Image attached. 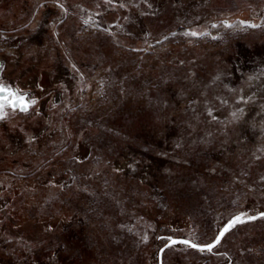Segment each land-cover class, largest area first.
Here are the masks:
<instances>
[{"label": "rangeland", "instance_id": "rangeland-1", "mask_svg": "<svg viewBox=\"0 0 264 264\" xmlns=\"http://www.w3.org/2000/svg\"><path fill=\"white\" fill-rule=\"evenodd\" d=\"M0 61V264H264V0H0Z\"/></svg>", "mask_w": 264, "mask_h": 264}, {"label": "bare ground", "instance_id": "bare-ground-1", "mask_svg": "<svg viewBox=\"0 0 264 264\" xmlns=\"http://www.w3.org/2000/svg\"><path fill=\"white\" fill-rule=\"evenodd\" d=\"M3 66H4V63L2 61H0V71L3 69ZM2 86H4V85H2ZM4 87H6V88L10 89L12 92H14V89L10 85H5ZM1 96H3V100H0V105H2L3 103H9V104H11L13 106H16V105H22V103L28 105L30 103V96L31 95H29L28 93H26V94L21 95V96H19L17 94H16V96H12V95H9L8 92H0V97ZM19 97H22L23 98V101H21L19 99Z\"/></svg>", "mask_w": 264, "mask_h": 264}, {"label": "snow or ice", "instance_id": "snow-or-ice-1", "mask_svg": "<svg viewBox=\"0 0 264 264\" xmlns=\"http://www.w3.org/2000/svg\"><path fill=\"white\" fill-rule=\"evenodd\" d=\"M192 34L195 35V33H192ZM0 92H8L9 95L16 96V93H15V92H12L10 89H8V88H6V87H4V86H2V85H0ZM19 99H20L21 101H23V98H22V97H19ZM33 103H34V101H33ZM21 106H22L23 110H25V111L27 110V107H28L27 104H23V103H22ZM2 107H3V106L0 105V109H2ZM2 115H3V113L0 112V118H2ZM262 215H264V214H262ZM254 218H255V217H250V219H254ZM239 222H241V218L238 216V217H236V218L232 221L231 224H229V228L232 227L235 223H239ZM224 231L227 232V231H228V228H225ZM217 242H218V241H217ZM184 243H188V241H184ZM192 247H196V245L193 244ZM211 247H212V245H209V246H208V249L210 250Z\"/></svg>", "mask_w": 264, "mask_h": 264}]
</instances>
